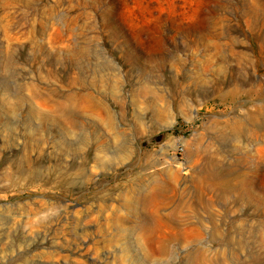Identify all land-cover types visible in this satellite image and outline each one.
I'll return each instance as SVG.
<instances>
[{
  "label": "rangeland",
  "instance_id": "1",
  "mask_svg": "<svg viewBox=\"0 0 264 264\" xmlns=\"http://www.w3.org/2000/svg\"><path fill=\"white\" fill-rule=\"evenodd\" d=\"M0 264H264V0H0Z\"/></svg>",
  "mask_w": 264,
  "mask_h": 264
},
{
  "label": "bare ground",
  "instance_id": "2",
  "mask_svg": "<svg viewBox=\"0 0 264 264\" xmlns=\"http://www.w3.org/2000/svg\"><path fill=\"white\" fill-rule=\"evenodd\" d=\"M163 189V188H162Z\"/></svg>",
  "mask_w": 264,
  "mask_h": 264
}]
</instances>
